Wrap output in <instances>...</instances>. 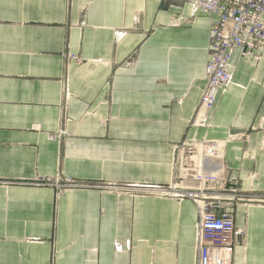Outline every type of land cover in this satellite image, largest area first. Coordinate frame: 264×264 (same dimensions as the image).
<instances>
[{
    "label": "crops",
    "instance_id": "obj_1",
    "mask_svg": "<svg viewBox=\"0 0 264 264\" xmlns=\"http://www.w3.org/2000/svg\"><path fill=\"white\" fill-rule=\"evenodd\" d=\"M193 1L0 0V264H196L198 208L156 195L200 188L190 145L226 143L233 185L264 196V52L235 51L194 125L211 19ZM235 214L233 264H264V204Z\"/></svg>",
    "mask_w": 264,
    "mask_h": 264
},
{
    "label": "built area",
    "instance_id": "obj_2",
    "mask_svg": "<svg viewBox=\"0 0 264 264\" xmlns=\"http://www.w3.org/2000/svg\"><path fill=\"white\" fill-rule=\"evenodd\" d=\"M193 15L203 13L211 19L209 36V60L206 66L207 85L194 125L205 127L217 105L218 94L233 82L234 53L240 50L242 57L260 59L264 52V0H197L192 2ZM179 21V20H178ZM176 23H179V22ZM77 59L76 57H73ZM226 143L207 142L187 147L191 162L186 164L185 175L200 183V188L158 189L160 194L177 200H191L199 212L197 224L196 264H233L234 251L245 229L236 226L235 208L241 204H264V199L241 195L234 178L227 176L223 161ZM209 184L212 188L205 189ZM36 185L51 186L59 194L76 186L63 183L59 178L43 179ZM230 185V186H229ZM137 187H117L119 192L138 191ZM239 198V199H238ZM131 243H117L116 252L129 251Z\"/></svg>",
    "mask_w": 264,
    "mask_h": 264
},
{
    "label": "rangeland",
    "instance_id": "obj_3",
    "mask_svg": "<svg viewBox=\"0 0 264 264\" xmlns=\"http://www.w3.org/2000/svg\"><path fill=\"white\" fill-rule=\"evenodd\" d=\"M193 17H189V18H185V17H182V18H178V19H180L178 22H181V21H189V19H192ZM157 196H159V197H161V198H163V197H165V198H172V197H168V196H163L162 194H156ZM150 196H154V194H150ZM239 199V198H238ZM257 199V198H256ZM259 199H264V197H259ZM242 202H240V204H241ZM237 208V207H236ZM235 208V209H236Z\"/></svg>",
    "mask_w": 264,
    "mask_h": 264
},
{
    "label": "bare ground",
    "instance_id": "obj_4",
    "mask_svg": "<svg viewBox=\"0 0 264 264\" xmlns=\"http://www.w3.org/2000/svg\"><path fill=\"white\" fill-rule=\"evenodd\" d=\"M192 9H194L193 6H192ZM193 12H194V11H193ZM231 84H232V82H231ZM231 84H230V85H231ZM230 85H229V86H230ZM229 86H228V87H229ZM228 87H227V88H228ZM227 88H226V89H227ZM226 89H225V90H226ZM225 90H224V91H225Z\"/></svg>",
    "mask_w": 264,
    "mask_h": 264
}]
</instances>
